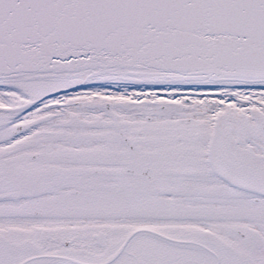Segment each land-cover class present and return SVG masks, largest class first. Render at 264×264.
Listing matches in <instances>:
<instances>
[{"label": "snow or ice", "instance_id": "obj_1", "mask_svg": "<svg viewBox=\"0 0 264 264\" xmlns=\"http://www.w3.org/2000/svg\"><path fill=\"white\" fill-rule=\"evenodd\" d=\"M0 264H264V0H0Z\"/></svg>", "mask_w": 264, "mask_h": 264}]
</instances>
